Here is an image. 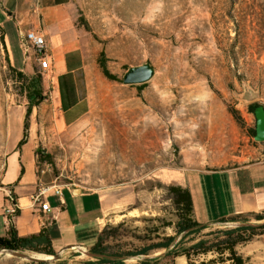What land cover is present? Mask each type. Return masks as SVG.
Instances as JSON below:
<instances>
[{"label":"rangeland","instance_id":"rangeland-1","mask_svg":"<svg viewBox=\"0 0 264 264\" xmlns=\"http://www.w3.org/2000/svg\"><path fill=\"white\" fill-rule=\"evenodd\" d=\"M32 14L22 23L9 12L25 60L16 69L26 79L11 71L15 64L0 25L2 175L25 140L39 172L58 183L106 197L129 195L134 203L112 214L109 224L142 227L143 217L173 211L162 200L166 191L159 183H172L161 177L163 170L184 174L264 160V0H68L64 14L76 37L69 56L77 84L71 78L54 83L56 64L45 71L34 60L20 32L33 29ZM141 67L151 78L127 83ZM39 77L48 99L33 108L26 129L27 94ZM258 215L264 212L249 216L252 225H264ZM239 225L215 224L204 233ZM91 248L43 260L27 257L45 253L1 251L0 264H88L97 260ZM238 251L246 264H264V234Z\"/></svg>","mask_w":264,"mask_h":264},{"label":"crops","instance_id":"crops-1","mask_svg":"<svg viewBox=\"0 0 264 264\" xmlns=\"http://www.w3.org/2000/svg\"><path fill=\"white\" fill-rule=\"evenodd\" d=\"M67 4L68 0H0V25L5 29L10 54L14 51L21 64L20 67L13 65L15 68L23 67L25 60L17 24L9 16L11 10L22 23L33 13L32 28L46 36L52 61L56 64L53 82L71 78L78 83L80 77L69 56L76 37L64 14ZM44 86H48L46 79ZM32 148L27 142L6 161L7 169L0 180V237L5 236L11 226L20 237L47 228L57 254L90 249L113 220L112 214L122 212L134 203V199L127 194L106 197L99 190L66 186L63 196L49 194L51 211H41L33 201L34 195L43 181L54 183L57 179L39 172L35 155L30 156ZM171 182L190 188L195 218L201 223L264 212V160L221 170H193ZM10 194L15 202L11 201Z\"/></svg>","mask_w":264,"mask_h":264},{"label":"trees","instance_id":"trees-1","mask_svg":"<svg viewBox=\"0 0 264 264\" xmlns=\"http://www.w3.org/2000/svg\"><path fill=\"white\" fill-rule=\"evenodd\" d=\"M5 42V38H3ZM104 74L111 80H117L111 75L105 65L102 64ZM12 73L26 79V75L11 67ZM32 94V95H31ZM31 103L25 128L32 115L33 108L47 101L44 94L42 78L39 77L33 93L27 94ZM26 143L21 141L20 146ZM40 154V153H39ZM166 194L163 201H169L172 207L170 214H150L143 217L142 227H132L129 222L122 221L117 225L108 224L97 243L91 248L96 261L88 264H127L131 258H140L138 264H160L164 258L186 257L188 264H246L247 258L240 254L238 247L248 244L255 237L263 235L264 225H252L249 216L256 213L235 215L230 218H222L212 223H201L195 218L193 195L188 186L179 184L161 185ZM168 211L167 208L162 209ZM18 212V211H17ZM263 220V215H258ZM239 223L235 228L218 229L204 233L215 224ZM172 230V234L168 233ZM110 240L114 244H109ZM138 242V243H137ZM12 250L18 252L35 251L48 255H56L47 228L40 233L26 237H20L14 227H10L7 234L0 237V252ZM165 251L163 256H153L155 252ZM210 255L213 258L208 259ZM69 264V263H63Z\"/></svg>","mask_w":264,"mask_h":264},{"label":"built area","instance_id":"built-area-1","mask_svg":"<svg viewBox=\"0 0 264 264\" xmlns=\"http://www.w3.org/2000/svg\"><path fill=\"white\" fill-rule=\"evenodd\" d=\"M24 39L28 40L36 52V61L43 70L51 68V52L48 46L47 39L44 35L37 34L34 30L30 29L23 33ZM54 189V194L63 196V191L60 188L50 186L48 183H42L39 191L34 195L33 201L37 208L41 211L49 212L51 208L47 201L50 191ZM11 201L15 202V198L12 194L9 195Z\"/></svg>","mask_w":264,"mask_h":264},{"label":"bare ground","instance_id":"bare-ground-1","mask_svg":"<svg viewBox=\"0 0 264 264\" xmlns=\"http://www.w3.org/2000/svg\"><path fill=\"white\" fill-rule=\"evenodd\" d=\"M21 31V35H22V37H23V34H22V32L23 33H25V31H23V29L21 28L20 29ZM30 30V29H29ZM32 30H34L37 34H40V35H44L42 32H40V31H38V30H36V29H32ZM28 31V30H27ZM26 31V32H27ZM45 36V35H44ZM46 37V36H45ZM47 39V38H46ZM23 41L24 42H26L27 44H29L30 45V47L32 48V50H33V52H34V60L36 61V52H35V50H34V47L32 46V44L28 41V40H26V39H24V37H23ZM48 42V41H47ZM48 46H49V44H48ZM50 49V48H49ZM51 52V51H50ZM11 56H12V59H13V61H14V64L17 66V67H20L21 66V64H20V62H19V59H18V56H17V54L13 51V54H11ZM37 62V61H36ZM52 63H53V61H52V57H51V67H52ZM40 66V65H39ZM42 69V68H41ZM51 69V68H50ZM50 69H48V70H45V71H49ZM43 70V69H42ZM22 117H24V113H22ZM25 125H26V119H25ZM27 143V142H26ZM25 143V144H26ZM45 172V171H44ZM44 172H42V173H44ZM180 173L178 174L176 171H168V170H163V174L161 175V177H163V178H165V180H167V181H171L173 178H179L180 177ZM0 179H3V175L1 174V168H0ZM58 181V178H57V180H56V182H52V183H49V182H47V181H43L44 183H48L50 186H54L55 188H60L62 191H63V187H66V186H68V185H65V184H61V183H58L57 182ZM42 182V183H43ZM171 184H175V183H171ZM53 193L54 192V189H52L51 191H50V193ZM49 193V194H50ZM48 201V200H47ZM231 224H239V223H231ZM10 252L12 253V254H14V253H16L17 251H12V250H10ZM28 259H31V260H43V259H52V258H54V256H51V255H45V254H34V255H31V256H29V257H27ZM182 259H184L185 261H187V259L185 258V257H181ZM138 259H140V258H138Z\"/></svg>","mask_w":264,"mask_h":264},{"label":"water","instance_id":"water-1","mask_svg":"<svg viewBox=\"0 0 264 264\" xmlns=\"http://www.w3.org/2000/svg\"><path fill=\"white\" fill-rule=\"evenodd\" d=\"M151 74V70L147 67L137 68L126 76L125 81L130 84L144 83L151 78Z\"/></svg>","mask_w":264,"mask_h":264}]
</instances>
